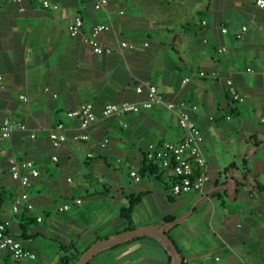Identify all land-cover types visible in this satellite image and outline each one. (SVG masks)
<instances>
[{
	"label": "crops",
	"instance_id": "0c3cea01",
	"mask_svg": "<svg viewBox=\"0 0 264 264\" xmlns=\"http://www.w3.org/2000/svg\"><path fill=\"white\" fill-rule=\"evenodd\" d=\"M42 1L0 0V122L27 128L0 141V194L11 196L0 219L35 254L14 260L0 252V264H61L59 244L75 243L83 254L98 240L164 224L182 264H264V13L255 0H108L99 10L95 0H48L57 10ZM75 17L82 28L72 38L67 26ZM98 24L107 27L98 39L110 54H94L84 42ZM242 26L247 31L237 40ZM120 41L136 49L121 51ZM226 80L242 102L231 99ZM138 85L155 86L164 103L197 106L191 118L203 136L209 176L203 195L173 196L166 172L160 180L130 177L139 175L149 145L184 135L178 107L102 118L106 104L143 100ZM82 103L97 116L86 132L66 116ZM57 124L64 139L53 148L49 132ZM83 133L89 140L76 139ZM11 158L32 160L40 171L27 190L32 212L11 211L22 190L9 175ZM130 194L140 200L126 222L119 212ZM75 199L82 203L58 212ZM49 243L57 245L51 257ZM88 264L174 262L163 242L144 235L99 251Z\"/></svg>",
	"mask_w": 264,
	"mask_h": 264
},
{
	"label": "built area",
	"instance_id": "2783aa9c",
	"mask_svg": "<svg viewBox=\"0 0 264 264\" xmlns=\"http://www.w3.org/2000/svg\"><path fill=\"white\" fill-rule=\"evenodd\" d=\"M108 0H95L94 8L99 10L106 6ZM43 8L50 10H57L55 4L48 0L42 1ZM255 6L264 13V0H255ZM82 20L75 17L67 26V31L70 37L75 38L81 33ZM107 27L101 24L95 25L88 36L85 37V44L91 49L94 54L103 55L112 53L111 48L104 47L98 37L105 32ZM247 31L246 26H242L235 34L237 40H241ZM226 29H222V33H226ZM147 44L144 43V46ZM118 48L123 50H135V44L126 41H120ZM222 51V50H220ZM200 77H205L204 72H199ZM188 79L182 80V84H186ZM225 86L231 99L235 102H242L243 98L237 93L231 80L225 81ZM3 88V78L0 75V89ZM146 91V96L139 102H121L110 103L103 106L101 109L102 118L118 117L130 114H137L142 110L151 109L155 105H164L168 110L175 111L179 108L177 113V123L184 132L183 137L176 143L162 142L158 146L149 145L145 152V159L149 163H155L159 168L164 170L168 175L172 176L175 181L170 186V192L173 196L185 195L191 192L203 195L207 185L209 184L208 165L203 152V136L200 129L196 126L191 118L194 112H197V106H185L184 103L177 104L164 103L162 98L158 95L157 88L152 85H138L135 88L137 94H142ZM66 116L78 122L80 130H86L97 120L94 113L93 106L90 103H82L76 109L68 111ZM26 126L10 118H3L0 122V141L8 139L16 132H25ZM64 127L62 124H57L56 127L49 132V140L53 148H58L60 142L64 139ZM33 138V135H30ZM78 140L87 141L89 135L83 133L76 137ZM107 141L100 143V147L104 148ZM91 157V155H89ZM53 160H56L53 157ZM8 172L13 181L18 182L21 187L20 194L14 198L11 204V211L13 214L20 213L21 210L25 212L33 211V204L29 200L28 188L31 186V181L39 178L40 171L36 168L32 160L18 161L11 158L8 162ZM130 177L135 182H139L140 177L135 171L130 172ZM69 181V180H68ZM82 203L80 199H75L71 203L62 204L57 210L60 213L70 212L74 206ZM41 218H37L40 222ZM0 252L6 253L14 260L35 259L33 254L18 238H15L8 232V223L0 219Z\"/></svg>",
	"mask_w": 264,
	"mask_h": 264
},
{
	"label": "trees",
	"instance_id": "16d2710c",
	"mask_svg": "<svg viewBox=\"0 0 264 264\" xmlns=\"http://www.w3.org/2000/svg\"><path fill=\"white\" fill-rule=\"evenodd\" d=\"M164 172L165 171L159 168L155 163L147 162L144 156L142 164L139 167V176H147V177H152V178L160 180L162 175H164ZM174 181L175 179L173 178L172 183ZM2 194H0V206L3 203L8 202L11 198V196L7 197L6 196L7 194H4V193ZM139 200H140V196L138 195L130 194L125 197L126 204L120 209V212H119V215L123 220H125L126 222H130L132 210L134 206L139 202ZM24 219L31 223V219H28L27 217ZM170 222H171V218H167L165 220V223H170ZM20 237L23 239H26L28 237V235L26 234V230L23 227L21 228ZM58 249H59V253L61 254L60 255L61 264H74L82 255L78 253L75 243H70L69 245H66V246L59 244Z\"/></svg>",
	"mask_w": 264,
	"mask_h": 264
},
{
	"label": "water",
	"instance_id": "95a60500",
	"mask_svg": "<svg viewBox=\"0 0 264 264\" xmlns=\"http://www.w3.org/2000/svg\"><path fill=\"white\" fill-rule=\"evenodd\" d=\"M167 226V224H164L160 227L156 226H149L145 228L140 229H133V230H127L124 232L117 233L111 237H108L106 239H101L96 242H94L81 256L80 258L74 263V264H87L88 261L99 251L112 247L116 244L125 242L127 240L144 236V235H151L155 238L159 239L163 244L165 245L166 249L168 250L170 256L173 259L174 264H182V259L172 242V240L169 238V236L164 232V228Z\"/></svg>",
	"mask_w": 264,
	"mask_h": 264
},
{
	"label": "rangeland",
	"instance_id": "374dc122",
	"mask_svg": "<svg viewBox=\"0 0 264 264\" xmlns=\"http://www.w3.org/2000/svg\"><path fill=\"white\" fill-rule=\"evenodd\" d=\"M121 172V174L120 175H122L124 178H126V170H125V166H122V169L119 171V173ZM122 177V178H123ZM126 193H127V191H126ZM61 202V200L60 199H58L57 200V203H60ZM57 216H60V214H58ZM96 214H94V218H96ZM93 218V219H94ZM52 245V246H51ZM57 247V245L56 244H52V243H49V245L47 246V248L45 249V251H46V253L51 257L52 256V254H53V248H54V251H56V248Z\"/></svg>",
	"mask_w": 264,
	"mask_h": 264
}]
</instances>
